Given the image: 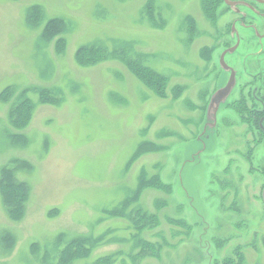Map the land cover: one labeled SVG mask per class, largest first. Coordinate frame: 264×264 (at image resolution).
<instances>
[{"label":"rangeland","instance_id":"rangeland-1","mask_svg":"<svg viewBox=\"0 0 264 264\" xmlns=\"http://www.w3.org/2000/svg\"><path fill=\"white\" fill-rule=\"evenodd\" d=\"M224 13L222 0H0V181L10 170L27 194L13 218L0 184V264H213L264 234V148L249 161L251 136L231 124L241 83L207 109L228 75L215 52ZM230 160L248 231L219 207L235 189L218 183ZM257 242L247 264H264Z\"/></svg>","mask_w":264,"mask_h":264},{"label":"flooded vegetation","instance_id":"flooded-vegetation-1","mask_svg":"<svg viewBox=\"0 0 264 264\" xmlns=\"http://www.w3.org/2000/svg\"><path fill=\"white\" fill-rule=\"evenodd\" d=\"M222 2L225 11L223 15L226 17L225 24L220 30L219 42H221V45H217L215 52L219 50V47H222V51H220L218 57V72L226 71L228 75L225 82L215 89L219 90L220 88H226L231 84L229 87L231 93L236 82L237 84L241 83V89H243L244 94L239 99L235 100L233 104V110L237 112L239 118L231 124L236 123L234 127L236 126L239 128L241 131L238 130V132H243L244 136H247L246 131L250 134L251 139L248 141L250 145L247 146V152L248 155L252 154L250 158H248L249 161H252L251 156H254L255 147L258 146L257 144L260 143L262 148H264V0H222ZM237 51H239V56H230V61L232 63H229L227 61V56L235 54ZM216 90L215 93L217 92ZM212 97L213 95L211 99ZM223 99L224 98H222V100ZM212 106L214 105H211V107ZM211 107L209 104L207 108L208 113H210ZM253 145H255V147ZM228 164L229 165L223 170L218 183H223L227 188L233 189L235 188V184L233 181L227 179L230 174L229 168L230 164H232L231 160ZM253 168L254 166H251L250 172L254 170ZM257 171L260 172L264 178L263 164H261V167L259 166ZM221 179L222 183L220 182ZM231 193H233L232 198L234 201L232 200V204L226 206V202L223 200ZM220 200V202L223 203V206L221 204L219 206L221 210L223 209V211L236 214V219L234 220L235 226L244 225L248 231L250 229V221L251 219L254 220L255 217L247 219L246 211L241 208L236 188L233 189V191L226 190ZM260 204L261 212L254 213L256 217L259 216L257 213L263 214V216H259V222H261L262 225V222H264V183L262 186ZM228 208H230V210H228ZM259 238L264 241V234L259 232V228H254L253 240L245 243V246H238L244 255L245 264H247L245 255L246 249L249 246L256 248ZM227 240H229V238L224 239V242L226 243ZM227 257H231V255Z\"/></svg>","mask_w":264,"mask_h":264},{"label":"trees","instance_id":"trees-1","mask_svg":"<svg viewBox=\"0 0 264 264\" xmlns=\"http://www.w3.org/2000/svg\"><path fill=\"white\" fill-rule=\"evenodd\" d=\"M213 4H215V2H212ZM35 14V13H34ZM36 16V14H35ZM48 38L56 36L59 32L57 30V28L55 26H52L50 28H48ZM81 51H85V50H81ZM79 56H81V54H79ZM135 71L139 72L140 70V74L139 77H142L143 80H147V82H149L151 85H154L155 87H158L157 89H161V79L158 78L160 77L157 74H154L153 71H151L150 69L143 67L139 64H134ZM34 110V106L32 105L31 101L26 99L24 100L22 103H20V105L16 108V110H13V115L15 117V121L18 122L19 124H24L26 123L30 117L32 116V112ZM149 144H151V142H148ZM141 152V150L139 151ZM3 177L0 181L1 184V189H2V193H3V197L4 200L7 204L8 207H10L11 209H13L11 212V215L13 218H19L22 215V203L25 201L26 198V184H24V182H18V180L15 177V174H12V172L10 170H3ZM162 179L160 180V183L162 186H170L168 189H171V185L167 182H163ZM155 186L154 181L149 180V181H145L143 187H148L151 188ZM157 203L159 202L162 203L163 201L160 202L156 201ZM160 219V218H158ZM157 219L156 216L151 215V216H147V223L150 226L151 224H159V220ZM172 222L177 223V224H182L184 227H187V231L188 233H190V231H192V225H190L186 220V222L179 218L177 219H171ZM146 248L148 249L149 252H154L156 249V245L155 244H151V243H147ZM69 253V251H68ZM69 259L66 258V263L68 264ZM222 261V264H245L244 262V255L241 252L240 247H237L235 249V256H231V257H226L224 258ZM220 260H216L215 263L213 264H218L219 262H221Z\"/></svg>","mask_w":264,"mask_h":264},{"label":"water","instance_id":"water-1","mask_svg":"<svg viewBox=\"0 0 264 264\" xmlns=\"http://www.w3.org/2000/svg\"><path fill=\"white\" fill-rule=\"evenodd\" d=\"M231 86V84L228 85V87L226 88H220L212 97L211 102H210V107L211 105H215V107L217 108L220 105V102L222 100V98L226 99V97H228V95L230 94L231 89H229V87Z\"/></svg>","mask_w":264,"mask_h":264}]
</instances>
